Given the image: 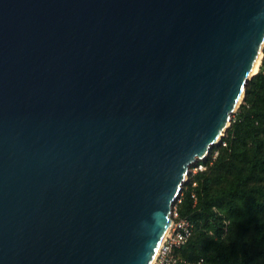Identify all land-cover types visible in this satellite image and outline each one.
Masks as SVG:
<instances>
[{
  "label": "water",
  "instance_id": "obj_1",
  "mask_svg": "<svg viewBox=\"0 0 264 264\" xmlns=\"http://www.w3.org/2000/svg\"><path fill=\"white\" fill-rule=\"evenodd\" d=\"M263 43L264 0H0V264H151Z\"/></svg>",
  "mask_w": 264,
  "mask_h": 264
},
{
  "label": "trees",
  "instance_id": "obj_2",
  "mask_svg": "<svg viewBox=\"0 0 264 264\" xmlns=\"http://www.w3.org/2000/svg\"><path fill=\"white\" fill-rule=\"evenodd\" d=\"M218 155L197 161L176 208L195 230L177 250L204 264H264V57Z\"/></svg>",
  "mask_w": 264,
  "mask_h": 264
},
{
  "label": "built area",
  "instance_id": "obj_3",
  "mask_svg": "<svg viewBox=\"0 0 264 264\" xmlns=\"http://www.w3.org/2000/svg\"><path fill=\"white\" fill-rule=\"evenodd\" d=\"M204 169L203 166H200L199 171ZM170 219L168 233L153 264H204L203 259L198 263H191L176 256L175 252L184 247L192 237L195 225L190 220L181 218L176 207L173 209Z\"/></svg>",
  "mask_w": 264,
  "mask_h": 264
},
{
  "label": "rangeland",
  "instance_id": "obj_4",
  "mask_svg": "<svg viewBox=\"0 0 264 264\" xmlns=\"http://www.w3.org/2000/svg\"><path fill=\"white\" fill-rule=\"evenodd\" d=\"M259 70H260V69H259ZM242 104H243V102H242ZM242 104H241V105H242ZM240 107H241V106H240ZM238 111H239V109H238ZM238 111H237V112H238ZM237 112L233 115L232 120L234 119V117H235V115L237 114ZM232 120H231V123H232ZM230 126H231V124H230ZM224 137H226V134H225ZM221 146H224V144L220 143L219 145L215 146V147L212 149V151L214 152V157H216V156L218 155V149L221 148ZM212 151H211V152H212ZM203 161H204V160H203ZM200 166H201V164H199L198 162H196L195 164H193V165L190 167V172H189L188 180L186 181V183L189 182V178H190V175H191V174H195L197 171H199ZM180 198H181V197H179V199L176 201V203H175V205H174V208L177 206L178 203H180V201H179ZM174 208H173V209H174ZM176 209H177V208H176Z\"/></svg>",
  "mask_w": 264,
  "mask_h": 264
},
{
  "label": "bare ground",
  "instance_id": "obj_5",
  "mask_svg": "<svg viewBox=\"0 0 264 264\" xmlns=\"http://www.w3.org/2000/svg\"><path fill=\"white\" fill-rule=\"evenodd\" d=\"M263 48H264V43H263ZM261 64H262V54H260V57H259V59H258V61H257V65H256L255 72H258V71H259ZM240 103H241V101H240ZM170 224H171V219L168 220V221L166 222V225H165V227H164V230H163V233H162V236H161L160 242H159V244H158V247H157V249H156V252H155V255H154V257H153V260H152V263H151V264H153L154 261H155V259H156V256H157V254H158L159 248H160L161 244L163 243V241H164V239H165V237H166V235H167V233H168V230H169Z\"/></svg>",
  "mask_w": 264,
  "mask_h": 264
}]
</instances>
